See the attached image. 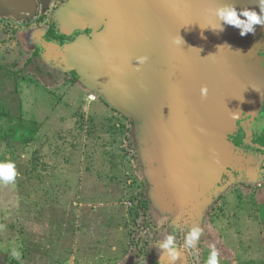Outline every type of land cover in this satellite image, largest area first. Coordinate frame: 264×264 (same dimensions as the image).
<instances>
[{"label": "rangeland", "instance_id": "374dc122", "mask_svg": "<svg viewBox=\"0 0 264 264\" xmlns=\"http://www.w3.org/2000/svg\"><path fill=\"white\" fill-rule=\"evenodd\" d=\"M62 1L45 13L35 43L17 26L32 6L0 0L9 12H0V160L15 161L19 172L14 184H0L2 262L158 264V241L175 232L182 246L188 229L200 225L197 246L176 264H206L213 245L221 264H264V154L254 144L264 129V41L260 90L223 123L224 153L188 186L178 164L180 183L171 184L167 144L163 159L160 137L137 111L101 92L79 67L76 44L95 45L100 28L89 34L90 24L66 15L72 0ZM52 27L81 34L64 45L45 42Z\"/></svg>", "mask_w": 264, "mask_h": 264}, {"label": "water", "instance_id": "95a60500", "mask_svg": "<svg viewBox=\"0 0 264 264\" xmlns=\"http://www.w3.org/2000/svg\"><path fill=\"white\" fill-rule=\"evenodd\" d=\"M6 1L19 10L30 7V0ZM223 3L259 12L256 0H72L67 6L66 15L77 23L96 27L108 18L95 45L76 44V61L101 92L137 111L160 137L163 159L167 144L171 184L180 183L178 164L188 186L219 160L223 123L261 87L257 58L264 26L246 36L231 25L214 32V9ZM180 37L183 43H176ZM225 43L231 47L218 48ZM139 56L148 60L139 64ZM204 85L207 96L201 95ZM156 170L163 177L162 167Z\"/></svg>", "mask_w": 264, "mask_h": 264}, {"label": "clouds", "instance_id": "9594fccd", "mask_svg": "<svg viewBox=\"0 0 264 264\" xmlns=\"http://www.w3.org/2000/svg\"><path fill=\"white\" fill-rule=\"evenodd\" d=\"M256 3L259 6V12L255 8L243 7L238 9L234 3H223L214 9V14L218 18L219 23L214 27H209H211L214 32L219 33L224 31L225 25H231L240 30L241 36H246L249 33L255 34L257 25L264 26V0H256ZM209 27H201V29L203 30ZM201 38L206 39V37L203 36V31L201 32ZM175 42L183 43V40L180 37L179 41ZM225 45L231 47V45L225 43L219 45L218 48ZM136 60L139 64H143L148 60V57L139 56ZM207 93V85L202 86L201 95L207 96ZM18 175L19 172L15 161L11 159L0 160V184H14ZM160 223H163V221H160ZM203 232V227L200 225H193L186 232L182 246L177 243L175 232L167 233L163 240L156 243L159 249L162 250L158 264H176V262L180 260L183 252L194 249L197 246ZM11 254L17 259L20 258V254L16 250H13ZM206 264H221L220 253L215 245L212 246L208 254Z\"/></svg>", "mask_w": 264, "mask_h": 264}, {"label": "flooded vegetation", "instance_id": "af4514ba", "mask_svg": "<svg viewBox=\"0 0 264 264\" xmlns=\"http://www.w3.org/2000/svg\"><path fill=\"white\" fill-rule=\"evenodd\" d=\"M52 0H32L30 1V12L28 14H25V20H23V25L22 26H18V28L22 27V29L24 28L25 30V33H31L32 37L34 38V42L36 43V40H35V35L34 33L38 30L39 31V28H42V26H38L39 24H41V22H44V21H41L42 19L43 20H47V17L45 18V13L49 12L50 10H52V8L54 7H62L65 3H63L64 1L62 0H59V2H51ZM67 1V0H66ZM65 1V2H66ZM61 3H63V5H59ZM55 8V9H56ZM62 9V8H61ZM0 12H1V15L2 16H5L8 12V9H7V6H5L4 3H0ZM11 12V11H10ZM1 18V17H0ZM104 22L102 24H100L99 26H90V29L88 28V32L90 34L92 28H95V29H99V31H103L104 28H105V24H106V21H108V18H105L103 20ZM1 27L4 29V30H11V24H9V22L5 23V22H2L1 23ZM99 32V33H100ZM52 34H54L56 36L57 39H48V36H51ZM81 34V32H74L72 35H68V34H63V33H59V31L57 30V28H50L49 30H47L46 33H44V41L45 42H48V43H51V42H54L56 44H59V45H64L65 43L67 42H71L73 40H75V38ZM35 43L32 47H29V45H23V42L21 41V44L25 47H27V49H31L35 46ZM243 129V128H241ZM244 130V129H243ZM241 131V130H240ZM245 131V130H244ZM246 133V131H245ZM258 133V132H256ZM240 134V132H239ZM234 143L236 144V146L238 147H241L242 145H238L235 141ZM255 149H257L259 152H261L262 154H264V148H261V149H258V145L255 144ZM0 263L1 264H4L0 258Z\"/></svg>", "mask_w": 264, "mask_h": 264}, {"label": "trees", "instance_id": "16d2710c", "mask_svg": "<svg viewBox=\"0 0 264 264\" xmlns=\"http://www.w3.org/2000/svg\"><path fill=\"white\" fill-rule=\"evenodd\" d=\"M52 38L57 39L54 34H52L51 36H48V39L51 40ZM245 135H246L245 131L243 129H241L240 134H239L238 138L235 140V142L238 145H243ZM254 144L259 146L258 149L264 148V129L255 134Z\"/></svg>", "mask_w": 264, "mask_h": 264}, {"label": "built area", "instance_id": "2783aa9c", "mask_svg": "<svg viewBox=\"0 0 264 264\" xmlns=\"http://www.w3.org/2000/svg\"><path fill=\"white\" fill-rule=\"evenodd\" d=\"M91 99H92V100H94V99H95V97L91 96Z\"/></svg>", "mask_w": 264, "mask_h": 264}]
</instances>
